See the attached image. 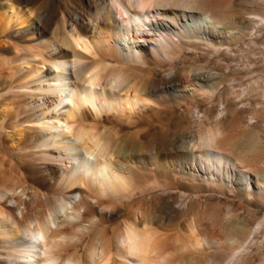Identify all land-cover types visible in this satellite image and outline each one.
Segmentation results:
<instances>
[{"label": "bare ground", "instance_id": "obj_1", "mask_svg": "<svg viewBox=\"0 0 264 264\" xmlns=\"http://www.w3.org/2000/svg\"><path fill=\"white\" fill-rule=\"evenodd\" d=\"M34 1L0 0V36L46 33L44 28L50 17L28 7ZM208 1L69 0L59 36L47 38L39 54L16 56L15 61L26 66L27 77L46 82L45 91L53 95V101L49 102L52 111H42L41 118L29 121L36 123L40 131L30 140L42 145L51 139L53 148L62 151L70 161L64 162L70 169L59 174L38 170L35 173L39 175L30 178L44 197V202L39 199L37 206L47 207L48 215L34 213V225L27 223L24 241L18 238L20 223L8 224L5 210L0 208V237L10 242L7 255L17 260L15 264H171V257L180 252L203 253L220 242L207 235L200 237L193 224L188 227L187 238L173 241L166 248L164 225L148 212L138 210L129 213L111 237L110 228L105 226L106 217L97 215L98 223L93 227L101 228L94 234L89 229L74 243L66 228L52 229L50 225L54 214L66 213L63 202L48 207L49 197L60 192L93 197L97 202L88 205L94 214V206H103L100 197L107 194L130 197L131 184L141 171L154 175L161 170L180 171L193 180L210 176L220 183L236 181L248 189L264 191V181L252 180L248 177L249 170L241 166L242 155L223 144L220 146V138H216L218 127H208L198 140L181 141L173 152L164 143L149 149L100 133L101 118L108 113L143 117L159 109L162 97L212 94L213 89L204 85L205 78L203 82L195 80L166 87L135 80L122 94L110 92L113 87L109 83L123 80L126 70L139 71V66L147 64L149 58L172 60L189 50L210 53L213 47L222 48L226 43V32L221 26L224 12ZM91 32L102 38H94ZM54 43L59 51L46 55L44 52ZM129 62L135 66L131 67ZM190 86L193 89H188ZM60 106H67L64 114H53ZM24 130H17L18 135ZM240 237V233H233L231 239L238 245ZM237 249L238 246L233 248L235 252ZM176 264L196 263L189 256Z\"/></svg>", "mask_w": 264, "mask_h": 264}, {"label": "rangeland", "instance_id": "obj_2", "mask_svg": "<svg viewBox=\"0 0 264 264\" xmlns=\"http://www.w3.org/2000/svg\"><path fill=\"white\" fill-rule=\"evenodd\" d=\"M208 2L224 12L221 26L226 32V43L222 48L213 47L211 54L189 50L172 60L149 58L147 64L139 66V71L126 70L123 80L109 83L113 87L110 92L122 94L135 80L166 87L195 83V80L203 82L205 78L204 85L213 89L211 97H201V93L165 96L160 102L161 108L143 117L108 113L101 118L100 133L149 149L164 143L168 151L173 152L181 141L198 140L208 127H218L219 137L216 138H220L217 140L220 146L223 144L242 155L240 164L249 170L248 177L264 181V0ZM66 4L69 0H35L28 5L50 17L44 28L46 33L0 36V208L5 210L8 224L20 223L18 238L22 241L26 237L27 223L34 225V213L48 215L47 207L37 206L39 199L44 202V197L30 178L39 175L35 173L38 170L57 174L69 171V165L64 162L70 161L64 158L62 151L53 148L51 139H46L42 145L30 140L40 131L36 123L29 121L41 118L42 111H52L49 102L53 101V95L45 91L46 82L27 77L26 66L15 58L39 54L47 38L59 36ZM84 23L91 26L87 20ZM91 34L96 39L102 38L94 32ZM59 49L54 43L44 53L49 55ZM66 110L67 106H60L53 114L63 115ZM21 128L25 130L19 136L17 130ZM137 174L139 177L131 184L130 197L112 194L100 197L103 206H94V214L90 213L88 205L97 202L93 197L63 192L51 195L48 207L59 202L66 206L65 214L64 211L54 214L51 228H66L75 243L89 229L90 234L97 232L101 226L93 227V224L98 223L97 215H103L111 237L129 213L143 210L164 225L166 248L173 241L187 238L188 227L193 224L200 237L207 235L220 241L203 253L180 252L171 257V264L189 256L196 264H264V191L248 189L236 181H222V184L210 176L193 180L180 171ZM233 233L241 235L238 245L231 239ZM69 240L67 242L72 244ZM235 246H238L237 253L233 250ZM9 248L10 242L0 237V264L17 263L7 255Z\"/></svg>", "mask_w": 264, "mask_h": 264}]
</instances>
